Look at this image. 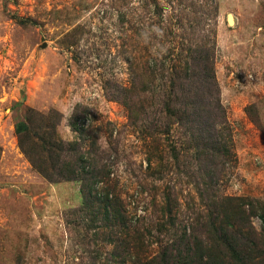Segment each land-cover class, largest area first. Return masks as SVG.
<instances>
[{
	"label": "rangeland",
	"instance_id": "rangeland-1",
	"mask_svg": "<svg viewBox=\"0 0 264 264\" xmlns=\"http://www.w3.org/2000/svg\"><path fill=\"white\" fill-rule=\"evenodd\" d=\"M203 55L225 117V226L252 231L244 264H264V0H0V264H151L184 233L215 262L204 160L160 111ZM59 142L74 146L68 159L90 151L106 164L96 190L108 203L89 202L85 181L41 174Z\"/></svg>",
	"mask_w": 264,
	"mask_h": 264
},
{
	"label": "trees",
	"instance_id": "trees-1",
	"mask_svg": "<svg viewBox=\"0 0 264 264\" xmlns=\"http://www.w3.org/2000/svg\"><path fill=\"white\" fill-rule=\"evenodd\" d=\"M200 52L202 50H199ZM197 52V51H196ZM210 55H203L197 59L190 70H185L181 76H177V82L172 86L169 94L165 97V103L162 104L160 111L164 110L166 116L171 117L174 122H177L189 135L193 138V144L198 160H204L202 164L205 171L208 173L203 180L207 188L201 191L200 197L204 199L210 196L212 201L211 207L213 214L210 215L206 222H203V234L209 239L211 238L212 245L216 246L218 256L215 258V264L219 261L218 258L232 264L240 262L244 264L245 259L241 254L247 251V248L252 241L248 240L252 231H244L242 229H229L225 226L228 222L227 215V199L217 197V186H219V171L218 162L225 157L227 150L221 144V136L218 134L217 126L225 123L223 109L219 104L218 88L213 72L212 59ZM129 108L131 117L137 113L143 112L140 103L130 105L125 101ZM145 102V101H143ZM76 116V115H75ZM71 126L76 124L74 116L69 121ZM82 132L83 129H77ZM28 128L24 123H19L15 127L17 134L25 133ZM65 147L73 149L71 143L57 144V157L52 161L53 170L41 169V174L50 182H59L63 180L82 181V189L86 188L84 181L88 183L89 188L86 192V199L108 203L110 201L108 195H102L97 191V185L106 179L102 177L107 174L105 170L106 164L99 162L95 152H77L72 150L73 155L68 159L66 154H63ZM70 151V150H69ZM89 156V157H88ZM37 164L36 162H34ZM62 164H66L67 168L61 170ZM99 167V169H98ZM40 170V163L37 165ZM79 171L78 173H76ZM94 186V188H92ZM208 192V195L207 193ZM207 198V197H206ZM218 198V199H217ZM91 200V201H92ZM97 202V203H98ZM176 203V197L169 194L165 198V206L169 212L173 204ZM107 212V211H106ZM230 216V215H229ZM109 214L105 217L108 219ZM220 222H224L219 223ZM236 227L242 221L241 215L233 217ZM262 227L264 229V216H261ZM224 225V227H222ZM197 243V242H196ZM195 244V237L182 234L167 245L165 250L159 254L155 261L151 264H214L212 255L197 254L192 245ZM254 244V243H253ZM256 247H253V249ZM235 261V262H234ZM150 264V263H149ZM246 264V263H245Z\"/></svg>",
	"mask_w": 264,
	"mask_h": 264
}]
</instances>
